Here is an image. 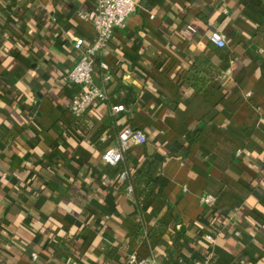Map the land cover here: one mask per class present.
<instances>
[{
    "label": "crops",
    "instance_id": "obj_1",
    "mask_svg": "<svg viewBox=\"0 0 264 264\" xmlns=\"http://www.w3.org/2000/svg\"><path fill=\"white\" fill-rule=\"evenodd\" d=\"M137 2L95 65L108 98L75 117L64 76L75 38L95 37L78 15L94 0H0V264H127L134 251L193 264L216 219L205 195L215 264H264V0ZM126 126L147 141L111 166ZM151 164L160 184L138 202L126 181Z\"/></svg>",
    "mask_w": 264,
    "mask_h": 264
},
{
    "label": "built area",
    "instance_id": "obj_2",
    "mask_svg": "<svg viewBox=\"0 0 264 264\" xmlns=\"http://www.w3.org/2000/svg\"><path fill=\"white\" fill-rule=\"evenodd\" d=\"M137 0H94L92 7L79 10L78 15L89 21L95 31V37L90 44L85 42L82 37H76L74 47L79 51V57L75 65L65 74L64 80L74 84L78 90L69 104V110L75 117L83 115L96 101H105L108 98L104 88H99L94 83V69L100 56L108 47L114 31L125 26L129 16L137 8ZM210 29L209 40L218 47L227 45V38L224 33L214 28L212 22H208ZM196 32L194 27H187L183 31V36L191 39ZM103 68H107L105 63H101ZM106 78H109L107 76ZM250 93H248L249 95ZM123 109L122 105L113 106V111L119 112ZM147 137L140 129L131 126L124 127L118 135V143L114 147L106 149L103 159L111 166L118 165L124 152L128 149L131 142L143 144ZM201 202L208 206H213L215 198L212 195L202 196ZM220 224H207L204 238L211 244L216 242L217 230ZM37 258V254H32ZM213 257L206 260H199L193 264H214ZM127 264H154V261L145 257H140L137 252H133Z\"/></svg>",
    "mask_w": 264,
    "mask_h": 264
},
{
    "label": "trees",
    "instance_id": "obj_3",
    "mask_svg": "<svg viewBox=\"0 0 264 264\" xmlns=\"http://www.w3.org/2000/svg\"><path fill=\"white\" fill-rule=\"evenodd\" d=\"M18 19H19V17L17 15L13 16V20H15V22H17ZM153 165L154 164H151L147 170H142V171L136 172L131 177V179L128 178L126 181V184L131 183V185L133 187V192H134L135 197H136L138 202H143L144 200H147L154 192H156V189L158 188L157 186H159V184H160V176L157 175V168L153 167ZM146 172H147L148 177L145 179L144 173H146ZM142 181L146 183L145 188L140 187V184ZM214 209H215L214 206L213 207L210 206V208L208 210V214L210 215V217L213 216L214 218H216L214 220H218V216L216 215L217 209L216 210H214ZM214 220H212L209 224H211V225L214 224L215 223ZM180 233H182V232H180ZM140 235H141L140 227H137L135 230H133L130 233V244L132 245L134 242L139 241L141 239ZM205 242L207 243L206 244L207 245V253L205 254V256L199 257L198 259L199 260H206L210 257H213V259H214V254H211V247H212L211 243H209L207 240ZM61 248H63V247L59 246L56 249L58 254L60 253L59 251L61 250ZM209 252H210V254H209Z\"/></svg>",
    "mask_w": 264,
    "mask_h": 264
}]
</instances>
